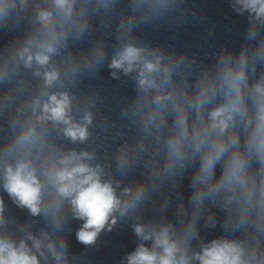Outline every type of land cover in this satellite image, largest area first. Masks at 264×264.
<instances>
[{
	"label": "clouds",
	"instance_id": "obj_1",
	"mask_svg": "<svg viewBox=\"0 0 264 264\" xmlns=\"http://www.w3.org/2000/svg\"><path fill=\"white\" fill-rule=\"evenodd\" d=\"M185 4L0 0V33L12 34L0 46V187L30 216L6 213L0 195V264H91L89 252L69 251L70 219L82 221L75 236L88 250L135 221L139 243L119 264H264V0H229L248 27L239 52L224 48L213 64L137 45L134 29L182 20ZM97 21L116 28L111 76L135 81L119 126L98 112L97 94L78 91L106 59L102 40L74 47ZM138 169L142 178L125 182ZM189 169L190 211L179 193ZM174 192L172 222L163 212ZM158 197L161 218L145 220ZM214 208L222 231L206 241L198 227L216 228Z\"/></svg>",
	"mask_w": 264,
	"mask_h": 264
}]
</instances>
